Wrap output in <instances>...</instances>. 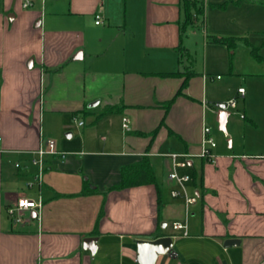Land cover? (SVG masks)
Here are the masks:
<instances>
[{"label":"crops","instance_id":"obj_1","mask_svg":"<svg viewBox=\"0 0 264 264\" xmlns=\"http://www.w3.org/2000/svg\"><path fill=\"white\" fill-rule=\"evenodd\" d=\"M69 1V11L52 3L48 13L29 9L32 0H0L2 23L19 20L29 34L21 57L0 76V149L6 150L0 153V264H141L138 240L162 235L172 236V246L155 264H264V66L231 59L222 63L226 77L214 75L206 58L222 44L214 36L202 42L199 64L192 53L196 28L186 23L181 0H77L81 8ZM82 13L94 15L90 32L55 25ZM97 13L102 23L96 24ZM261 45L264 50V40ZM169 71L181 74H159ZM223 81L227 89H213ZM232 97L241 116L228 118L233 139L217 144L213 161L200 157L204 125ZM47 139L69 155H46L39 180L30 160ZM172 153L191 155L180 170L191 176L188 192L197 196L188 213L184 197L172 196L180 188L169 178ZM145 155L161 189V214L156 184L111 188L122 166ZM86 181L100 192L78 194ZM19 196H41L43 205L16 222L8 208ZM177 221L186 230L176 231ZM90 236L98 237L95 254L83 245ZM229 238L240 243L225 247Z\"/></svg>","mask_w":264,"mask_h":264},{"label":"rangeland","instance_id":"obj_2","mask_svg":"<svg viewBox=\"0 0 264 264\" xmlns=\"http://www.w3.org/2000/svg\"><path fill=\"white\" fill-rule=\"evenodd\" d=\"M224 1L226 0H210L206 5L203 17L199 19V22L194 23L196 36L193 38V42L190 41L194 43L192 53L196 56V50L199 64H201L205 54L202 44L204 39H209V36L233 37L235 43L233 47L225 43L210 47L211 50L208 51L206 58L212 64L211 72H213L214 75L220 73L222 76L226 77V69L222 66V63L224 61L229 63L231 59H235L239 64H243V62L245 63L252 59V67L263 68L264 62H259L258 59L261 54L264 55V50H261V44L264 40V0L229 2L225 8L211 4L212 2L222 3ZM32 2L33 5L29 9L43 10V8H45V11L48 13L53 10L51 8L52 3L59 5V9H56L59 11H69L71 7V2L69 0H48L46 4L43 0H32ZM44 4L45 7L43 6ZM72 6L81 8V4L77 2V0H74ZM14 7H16V4L13 5V8ZM96 12H99V8H97ZM3 18L4 17H0V76L7 74V71L12 68L17 57H21L22 46L26 44L22 43V40L29 35L23 25L21 26L18 24L19 20L14 23H2ZM55 25L58 27L72 28L73 30L77 29L90 32L93 30L94 15L92 18L85 13L73 17L64 16L63 18H58ZM195 42H198V44ZM31 58L32 57H30V59ZM227 87V83L223 81L222 84L219 82L214 83L213 89L223 90L227 89ZM232 87L233 85H231V88ZM239 108L240 105L238 108L230 109L232 113L230 123H233L238 117H241L236 114ZM208 126L211 128L212 132L216 134L214 138L219 146L229 145V140H232L233 137L230 135L228 123V134H225L220 130L216 116L213 114L211 115L210 121H208ZM72 138H76V135ZM237 138L238 137L235 136V144L238 142Z\"/></svg>","mask_w":264,"mask_h":264},{"label":"built area","instance_id":"obj_3","mask_svg":"<svg viewBox=\"0 0 264 264\" xmlns=\"http://www.w3.org/2000/svg\"><path fill=\"white\" fill-rule=\"evenodd\" d=\"M205 5L209 3L210 0H203ZM31 5V1H28L25 3V6ZM103 22V16L101 13L96 14V24L102 23ZM220 77V75H218ZM240 96H244L245 94V88L240 87L238 90ZM226 103V108L231 109L235 108L237 106V97H232L225 101ZM218 110V107H216V112ZM84 121L79 120L78 125H83ZM130 126V120L127 116L123 117V127L124 129H129ZM0 141H1V136H0ZM217 146V142L212 134V130L208 125H204L203 130H202V141H201V152L199 153L200 157L206 158L210 161L214 160L215 154L213 152V149ZM6 152V150L0 149V153ZM34 157L31 158L30 162L31 164L35 165L38 167V174L37 177L39 180L42 179V174L45 169V157L46 155H58L60 157H67L69 155V152L66 151H61L58 150L56 147V142L53 139H47L46 141H43L38 149L33 151ZM168 156L172 160V168L169 172V178L171 180L176 181L180 188L179 189H174L172 191V196L173 197H180L183 196L185 199L186 203V209L187 213L189 212V207L190 205L194 204L197 200L196 195H191L188 192V183L191 181V176L182 173L180 170L188 167L189 164V158L190 154H177V153H172L168 154ZM15 166L17 168H21L22 165L20 162H16ZM27 186L31 188L33 186V182H28ZM43 205V199L40 196L38 199H34L28 196H19L16 199V203L11 205L8 208V214L16 221V222H21L24 220V211L25 210H36L37 212L40 211ZM173 228L176 231L179 230H186V224L182 223L180 221L174 222L173 223Z\"/></svg>","mask_w":264,"mask_h":264},{"label":"trees","instance_id":"obj_4","mask_svg":"<svg viewBox=\"0 0 264 264\" xmlns=\"http://www.w3.org/2000/svg\"><path fill=\"white\" fill-rule=\"evenodd\" d=\"M182 1V10L186 18L187 24H193L195 21H199L200 18L203 17L205 13L206 5L203 0H181ZM243 2L245 0H226L223 3H221L219 6L227 7L229 2ZM214 39L220 43H226L228 45H234V38L233 37H218L214 36ZM161 76L164 77H171V76H177L181 74L180 71H169V72H160ZM193 74V72H188L183 85H186L187 81L189 80V77ZM173 102V99H170L164 103L165 108L168 109ZM154 183L157 185V178L154 171V168L152 166V163L150 161L149 156L145 155L140 160L122 166L120 170V181L117 185H114L113 188H127L142 184H150ZM158 190V211L161 214L162 209V198H161V189L159 185H157ZM100 190L96 187H92L89 182H85L84 187L82 191L78 194L80 195H87V194H93L98 193ZM58 196H62L63 194L56 193ZM104 205L101 208L100 211V217L104 214Z\"/></svg>","mask_w":264,"mask_h":264},{"label":"water","instance_id":"obj_5","mask_svg":"<svg viewBox=\"0 0 264 264\" xmlns=\"http://www.w3.org/2000/svg\"><path fill=\"white\" fill-rule=\"evenodd\" d=\"M15 17L14 13L9 14V18L13 20ZM42 23L41 19H38L35 23V26L39 27ZM33 59L29 60V67L33 66ZM218 110L216 113V120L219 124L220 130L225 134H228L227 122L228 118L231 115V111L226 108V103L221 102L217 104ZM71 136V133L68 134ZM166 222L162 223V226H165ZM240 243L239 238H229L224 242L225 247H230L233 245H238ZM83 245L86 249H90L93 254L96 253L98 249V237L90 236L86 237L83 240ZM138 259L141 264H155L159 254L167 252L172 246V236L171 235H162L153 240H138Z\"/></svg>","mask_w":264,"mask_h":264}]
</instances>
